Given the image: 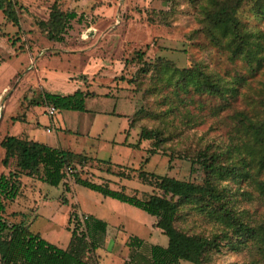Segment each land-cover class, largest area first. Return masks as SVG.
Instances as JSON below:
<instances>
[{
    "label": "rangeland",
    "instance_id": "obj_1",
    "mask_svg": "<svg viewBox=\"0 0 264 264\" xmlns=\"http://www.w3.org/2000/svg\"><path fill=\"white\" fill-rule=\"evenodd\" d=\"M51 1L19 0L22 8L14 7L19 32L10 37L13 45L8 41L4 50L0 48V116L7 117L6 127L0 123V140L5 129L17 137L25 131L35 141L84 156L86 160L75 158L74 163L82 179L143 199L158 190L138 178L140 171L200 183L202 172L188 157L207 145L222 148L235 142L236 112L252 119L261 116L264 58L258 64L251 60L249 66L211 43L200 31L201 0H60L62 10L82 17L79 23L71 22L61 42L47 40L36 27L37 20L46 18ZM236 15L245 28L262 33L264 44V0L244 2ZM0 30L4 35L17 27L4 22ZM9 50L15 56L7 57ZM161 62L177 68L200 63L232 85L234 92L224 100L191 88L176 89L174 96L172 86L162 87L152 76V68ZM144 68L148 71L140 72ZM75 89L92 93L84 99V111L55 110L49 116L42 101L30 104L43 91L63 95ZM169 106L172 109L165 112ZM25 113L30 129L20 120ZM14 119L20 122L8 127ZM141 128L158 129L161 142L154 146L153 139L139 141ZM2 156L0 148V160ZM14 163V159L5 167L0 163V173L15 171ZM19 182L16 198L6 203L5 223L23 215L30 231L64 248L73 225L68 223L70 213L82 229L87 216L102 221L105 232L95 236L90 253L94 264H144L148 247L166 245L152 216L74 184L69 173L63 180L68 191L63 183L50 186L24 172H19ZM227 183L252 191L243 180ZM235 204L255 220L264 212L263 205L239 196ZM185 217L175 226L188 233L206 235L213 229L201 216ZM129 237L141 244L131 246ZM263 255L220 247L203 264H264Z\"/></svg>",
    "mask_w": 264,
    "mask_h": 264
},
{
    "label": "trees",
    "instance_id": "obj_2",
    "mask_svg": "<svg viewBox=\"0 0 264 264\" xmlns=\"http://www.w3.org/2000/svg\"><path fill=\"white\" fill-rule=\"evenodd\" d=\"M246 1L201 0L197 10L202 23L200 31L209 41L227 50L231 59L241 58L251 66V60L258 64L264 58V44L258 29L245 28L237 18V10ZM16 5L15 0H0V12L5 22L17 27V33ZM46 9V18L37 20L36 27L52 42L63 41L71 29V22L79 23L82 19L81 14L73 10H62L60 0H52ZM13 44L14 40H11ZM146 71L148 69H140L142 73ZM151 72L162 87H173L174 96L176 89L186 91L191 88L196 93L224 100L234 92L232 85L205 71L200 63L177 68L161 62L159 67L154 65ZM88 95L92 93L80 89L63 95L43 91L38 101H31L30 104L33 106L42 101L56 111H84V99ZM260 103L261 116L258 118L252 119L241 111L234 114L235 142L230 141L222 148L207 145L188 157V160L198 164L202 172L200 183L140 171L138 178L158 190V193L143 199L127 195L122 190L111 189L105 183L97 184L79 177L74 170L75 158L84 161V156L48 146L24 135H4L0 140V148L3 150L0 163L5 167L9 160L14 159L17 171L0 173V264H94L90 256L93 241L96 235L105 232V223L94 218L91 220L89 216L83 221L82 229L76 217L72 220L74 214L70 213L68 223L73 225L69 230V239L66 246L60 248L30 231L23 215L20 220L5 223L3 214L6 203L12 202L19 192V172H24L28 177L37 176L38 181L56 187L63 183L68 171L74 184L152 216L153 227L166 236L167 242L165 246L148 247L144 264H179L181 261L203 264L210 252L220 247L232 251L246 249L264 253V212L255 220L235 204V197L239 196L264 206V98ZM171 109L169 106L165 112ZM150 139L157 146L162 140L161 132L158 129L141 128L138 140ZM80 163V160L77 161V164ZM240 180L252 185V191H245L238 185L232 188L227 183L231 181L238 184ZM63 188L68 191L64 183ZM187 215L201 216L213 229L203 235L188 233L185 227H176L175 223H184ZM128 244L138 247L141 243L129 237Z\"/></svg>",
    "mask_w": 264,
    "mask_h": 264
},
{
    "label": "crops",
    "instance_id": "obj_3",
    "mask_svg": "<svg viewBox=\"0 0 264 264\" xmlns=\"http://www.w3.org/2000/svg\"><path fill=\"white\" fill-rule=\"evenodd\" d=\"M39 1V0H38ZM16 4L20 7V8H22L21 6H23L22 4H19V0H16ZM4 22H5V20H4V18H3V16H2V21H0V24H4ZM18 24H19V21H18ZM2 32V30H0V33ZM4 33V35H0V48H3V50H4V48H6V43L8 42V41H10V44H11V35L12 34H14V33H16V31H13V33H10V32H3ZM10 52H7L6 53V55H7V57H11V56H15V55H13V51H11V50H9ZM15 54V53H14ZM0 64H2V60H0ZM69 93H71V92H69ZM1 110H2V108H1ZM0 110V111H1ZM27 111H29V110H27ZM30 112V111H29ZM28 112V113H29ZM26 114L27 113H25V116H24V118H22L21 119V121H22V123H27V124H25V126H26V128L27 129H30V128H32V125H31V123L30 122H26L27 120H26ZM10 118V116H8V119ZM6 119H7V117H4V119H3V116H0V123H1V121H2V123L5 125V127H6ZM18 121H10L9 120V126L8 127H11V126H13V124H16ZM20 122V121H19ZM5 129V128H4ZM7 129H5L4 130V135H6V134H8L7 133ZM6 132V133H5ZM22 133V134H21ZM14 134V133H13ZM20 134L21 135H24L26 138H28V139H32V140H34V138H33V136L31 135V137H29V135L25 132V131H20ZM55 148H57V147H55ZM58 149V148H57Z\"/></svg>",
    "mask_w": 264,
    "mask_h": 264
},
{
    "label": "built area",
    "instance_id": "obj_4",
    "mask_svg": "<svg viewBox=\"0 0 264 264\" xmlns=\"http://www.w3.org/2000/svg\"><path fill=\"white\" fill-rule=\"evenodd\" d=\"M1 108H2V103L0 102V110H1ZM46 111H47V114H48L49 116H51V115L54 114L55 109H54L53 107H51V106H47V107H46ZM46 132H48V130H47ZM67 172H68V171H66V174H67Z\"/></svg>",
    "mask_w": 264,
    "mask_h": 264
}]
</instances>
